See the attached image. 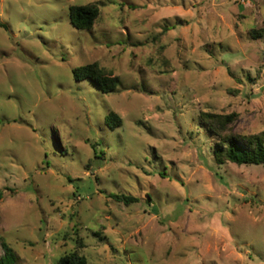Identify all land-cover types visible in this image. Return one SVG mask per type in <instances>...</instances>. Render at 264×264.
Here are the masks:
<instances>
[{"label": "clouds", "instance_id": "obj_1", "mask_svg": "<svg viewBox=\"0 0 264 264\" xmlns=\"http://www.w3.org/2000/svg\"><path fill=\"white\" fill-rule=\"evenodd\" d=\"M0 264H264V0H0Z\"/></svg>", "mask_w": 264, "mask_h": 264}]
</instances>
